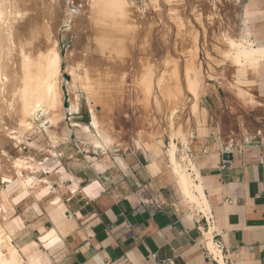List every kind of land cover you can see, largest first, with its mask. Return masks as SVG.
I'll list each match as a JSON object with an SVG mask.
<instances>
[{"label":"crops","instance_id":"crops-1","mask_svg":"<svg viewBox=\"0 0 264 264\" xmlns=\"http://www.w3.org/2000/svg\"><path fill=\"white\" fill-rule=\"evenodd\" d=\"M242 21L252 44L264 46V0H244ZM223 78L198 92L186 144L175 143L177 161L202 192L204 199L194 191L201 205L185 195L165 137L116 139L109 148L68 140L54 148L48 170H40L36 192L48 185L52 192L42 198L34 192L22 206L11 199L17 211L12 215V207L9 215L23 223L12 242L25 248L24 259L264 264V58L255 67L233 64ZM54 198L61 200L55 210ZM150 200L160 208L142 203Z\"/></svg>","mask_w":264,"mask_h":264},{"label":"rangeland","instance_id":"rangeland-1","mask_svg":"<svg viewBox=\"0 0 264 264\" xmlns=\"http://www.w3.org/2000/svg\"><path fill=\"white\" fill-rule=\"evenodd\" d=\"M126 2L130 13L124 21L119 22L117 15L102 10L100 0H57L54 13L41 22L45 26L46 21L49 26H45L42 31L36 27L38 33L49 35L52 32L49 36L55 35L56 49L60 55V90L63 94H69L74 105L79 107L76 113L68 111L64 122L66 126L78 122V126L88 125L93 130L89 112L94 111L99 125L112 136V144L116 139L152 141L165 137L170 141V132L178 130L179 135L174 137V142L180 141L179 147L183 148L191 119L198 115V92L209 81L217 80L218 75H225L223 79H226L232 65H236L226 55L224 37L229 35L238 38L242 34L244 0ZM32 11L28 13L29 19L36 15L35 10ZM46 29L48 32H45ZM36 31L32 39L36 37ZM43 35L37 36H40L39 40L28 41L29 45H33L30 47L24 41L27 53L33 50L27 48H36L49 38L46 34L47 37L43 39ZM15 54L14 57L19 59L20 54ZM224 69L227 75L223 73ZM195 95L196 104L192 106ZM1 98L3 100L0 99V102L9 96ZM6 102L11 103V98ZM7 103L2 107L5 111L0 107L3 111H0V134L5 126L15 128L19 118L17 110H13L16 105L8 103L11 108ZM6 109L11 110L7 112ZM169 113L173 116L170 118V128L167 125ZM43 119L37 113L34 122L36 127L39 126L38 131L24 129L20 143L13 146L14 143L8 140L0 145V190L13 194L19 188L21 177L12 168V160L30 154L36 160L32 163L39 164L51 153H55L56 146L51 143L41 122L45 126L50 124ZM31 121L30 117H26L24 122ZM78 126H71L69 138L62 142L82 141L77 137ZM1 135L8 139L6 134ZM2 157L6 159L2 160ZM38 164L33 169L26 168L27 171L22 169L24 178L34 177L39 181L41 169L36 168ZM33 186L30 188V196L38 189V184ZM14 198L21 202L20 206L26 200L20 196ZM11 199H8L6 208L11 210L13 207L14 215L16 204ZM15 246L19 256L25 260L26 256L24 259L20 253V249L25 252V248L22 245Z\"/></svg>","mask_w":264,"mask_h":264},{"label":"bare ground","instance_id":"bare-ground-1","mask_svg":"<svg viewBox=\"0 0 264 264\" xmlns=\"http://www.w3.org/2000/svg\"><path fill=\"white\" fill-rule=\"evenodd\" d=\"M100 2H101L100 5L102 6L101 7L102 10L109 13L111 11L112 15L114 14L115 16L117 15L116 19L119 20V22L124 21V19L130 13L129 12L130 10L127 7L126 0H100ZM56 5H57V0H0V99L3 100L4 97L3 98L1 97L4 95L9 96L8 98L9 101L11 98L12 101L11 103L16 105L13 106L14 107L13 110L15 111L17 110V112L19 113V118L16 120L17 126L15 128L7 127V126H5L6 128L4 127V129L1 128L2 129L1 134L3 133L6 134V136H8V139H6L7 137L5 138L4 135L3 137L0 134L1 135L0 145L3 143V141L10 140L14 143V145L13 144L12 145L15 146V144L21 142L22 138L20 135L23 133L24 129L27 130L39 129V126L36 127L34 122V117L37 116V113H40L44 117L43 121L45 120L47 124L48 123L50 124V126H45L41 122L46 135L48 136V138L50 139L53 145L57 146L58 143L65 141L69 138L71 129L70 126L69 125L66 126L67 123L65 124L64 122L65 114L67 111H73L77 107L74 105V102L69 96V94H67L68 107L62 108L63 106H61L62 101L64 102L65 96L63 92L60 90V79H61L60 55L56 49V42H57L56 37L55 35H54L55 38L50 37L49 35L52 33L51 32L49 35L48 33H46L49 38L44 40L45 42L40 43L36 41L38 38L40 39V36L39 37L37 36L38 35L42 36L44 33L42 32L41 34L39 32L40 33L39 34L38 28H40L39 31H42V29H44L45 26L49 24L48 22H47L48 24H46L45 21V26H44V24H41L42 20L44 18H47L48 16L50 17V15L54 13L56 9ZM51 8L53 9L52 11ZM32 10L33 11L35 10L36 15H34L35 14L34 12L33 14L34 16L31 19H29L28 13H30V11ZM103 17L104 16H102V18ZM27 18L29 20H26ZM116 19L114 21H117ZM48 20L49 19H47V21ZM40 24L41 26L39 27ZM36 27H38L37 31H36ZM48 29H46L45 32L46 31L48 32ZM34 30L36 31L37 38L33 37V39H36L35 41L37 43H40V45L39 46L35 45L36 48H27V49H33L27 53V51L25 50L26 48H24L26 46L25 42L27 44L29 43L28 41L32 39V34L35 33ZM46 34L43 35V39L44 36L47 37ZM27 37H31V38L27 39ZM248 37H249V33L248 30L245 28V26L243 27L242 34L238 38L226 35L224 37V41L227 46L226 55L230 56L234 60L236 65L242 67L247 65H249V67L250 66L255 67L258 64V61L264 58V46H254L251 42L252 40H249ZM33 39L31 40L32 42ZM31 45L32 44L30 45L28 44L29 47ZM15 52L17 53L15 54ZM13 53L15 55L19 53L20 54L19 55L20 57L18 56L19 59H17L16 56L14 57ZM16 60H18V62H16ZM183 74L185 75V73ZM193 93L195 94L196 91H194ZM2 100L0 102V103L3 102V104L0 106L1 109H3L2 108L3 105L7 103L6 100L5 101ZM8 103L6 105H8ZM195 104H196V95L193 97L192 106H195ZM11 105L8 106L11 107ZM10 110L11 109H9L8 111ZM90 115H91V126L93 130H90V127L88 126H78L76 128L78 131L77 137L81 139L83 142L89 143L92 146L100 147V148H106V147L109 148L113 142L112 136L105 128L99 125L97 115L94 111H91ZM171 115L172 113L171 114L169 113L168 116L169 122L167 124L169 128L172 125V121H170V118L173 116ZM26 117H30L32 121L30 123H25L24 121ZM39 124L37 123V125ZM177 131L178 130L170 132L171 140L168 148V154L170 156V161L172 163L173 169L176 175L179 176L178 178L180 179L181 182L180 184L184 189L183 191L185 192V195L190 199L191 202L196 203L197 206L200 204V202L194 191L198 190L203 199L204 197L202 195L200 188L194 184L190 174L186 171L185 167L181 165V163L177 161L175 157L176 144L174 142V137L176 135H179L178 134L179 132ZM185 141L186 140L184 138V142ZM158 142L162 144L161 140H159ZM55 156L56 153L54 154L51 153L48 157H46V159L43 162L39 164L32 163L33 161L36 162V160H34V158L30 154L29 156L26 155L25 157L23 156V158H16L10 162L12 168H14L15 170V173L21 178L19 181L18 190H16L13 194L8 193V191H5L4 189L0 190V261H2V264H22L23 262L24 264H43L40 257H30V258L27 257L25 260H23L19 256L17 248L13 244L12 239L15 232L21 227L22 223L19 218L17 217L12 218L9 215L10 212L6 208V203L8 202V199L11 198L13 199L14 197L17 196L26 199L29 196L30 188L33 185L39 183L38 180L33 179L34 177L24 178L21 171L22 169L24 170L26 168L33 169L35 164H38L36 165V168H40L43 172V170L46 169L48 170V167L54 161ZM4 158L5 157H2L1 159L5 160L6 158L5 159ZM50 192H52V189L51 186L48 185L45 187H41L35 193V196L36 198H42L43 196L46 195L48 196ZM51 201L52 203L51 202L49 203L53 204L52 209L55 210L58 206H60L61 200L59 198H54ZM16 243L18 247L21 246L20 241H17Z\"/></svg>","mask_w":264,"mask_h":264},{"label":"built area","instance_id":"built-area-1","mask_svg":"<svg viewBox=\"0 0 264 264\" xmlns=\"http://www.w3.org/2000/svg\"><path fill=\"white\" fill-rule=\"evenodd\" d=\"M143 204H149L153 206L154 209L160 208V203L156 200H150L149 202H142ZM214 258V257H212ZM155 264H171V260H158Z\"/></svg>","mask_w":264,"mask_h":264},{"label":"water","instance_id":"water-1","mask_svg":"<svg viewBox=\"0 0 264 264\" xmlns=\"http://www.w3.org/2000/svg\"><path fill=\"white\" fill-rule=\"evenodd\" d=\"M64 96H65V99H64V102H63V106H64L65 108H67V107H68L67 94L64 93Z\"/></svg>","mask_w":264,"mask_h":264},{"label":"snow or ice","instance_id":"snow-or-ice-1","mask_svg":"<svg viewBox=\"0 0 264 264\" xmlns=\"http://www.w3.org/2000/svg\"><path fill=\"white\" fill-rule=\"evenodd\" d=\"M8 183L10 184L11 182H8ZM9 191L11 192L12 189L10 188ZM85 191H87V189H85ZM18 199H19V198H18ZM45 247H49V245L45 244ZM0 264H2V261H0Z\"/></svg>","mask_w":264,"mask_h":264}]
</instances>
